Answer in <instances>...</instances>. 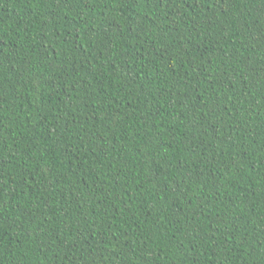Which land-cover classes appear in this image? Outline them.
<instances>
[{
	"label": "trees",
	"instance_id": "1",
	"mask_svg": "<svg viewBox=\"0 0 264 264\" xmlns=\"http://www.w3.org/2000/svg\"><path fill=\"white\" fill-rule=\"evenodd\" d=\"M0 264H264V0H0Z\"/></svg>",
	"mask_w": 264,
	"mask_h": 264
}]
</instances>
